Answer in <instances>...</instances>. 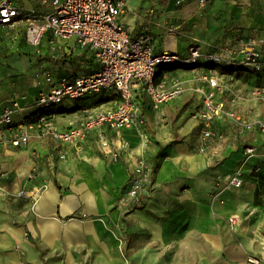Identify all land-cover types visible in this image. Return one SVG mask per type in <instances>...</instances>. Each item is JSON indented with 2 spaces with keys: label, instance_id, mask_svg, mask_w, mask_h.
Returning a JSON list of instances; mask_svg holds the SVG:
<instances>
[{
  "label": "crops",
  "instance_id": "obj_1",
  "mask_svg": "<svg viewBox=\"0 0 264 264\" xmlns=\"http://www.w3.org/2000/svg\"><path fill=\"white\" fill-rule=\"evenodd\" d=\"M115 1L125 5L120 20L131 34L130 29L138 23L142 26L138 34L156 36L154 25L146 21L149 16L156 20L170 14L178 23L189 25L188 31L192 35L189 43L182 47L171 44L164 48L155 43L158 52L186 54L189 47L197 42L235 48L241 41L255 39L264 57V0H204L203 4L201 0ZM178 3H182L180 10L175 8ZM30 6L38 8V3H30ZM124 19L134 22L133 27L130 22L124 23ZM48 41L47 36L43 44L46 48ZM59 44L66 54L78 56L84 53L75 50L73 43L64 46L65 43L60 41ZM86 56L93 61L89 53ZM77 59L80 61L83 58ZM22 66H26L25 61ZM44 66L52 65L47 62ZM97 68L98 64L94 62L92 70L87 73ZM0 69H3L0 77L7 74L9 78L8 83L0 84V99L10 93V98L0 110L12 105L15 99L19 100L20 108L30 107L38 94L50 87L42 77L19 78L13 87L7 70ZM216 69L224 73L223 66ZM173 70L171 75L190 89L191 70L183 74ZM75 74L85 73L68 70L57 72L54 78ZM240 82L232 84L234 89L244 84L248 95L251 90L247 87L249 83ZM251 82L264 86V77ZM183 96L162 107V114L165 115L164 112L172 108L169 105ZM190 96L196 97L193 94ZM223 98L230 100L228 94ZM257 103L264 105V102ZM97 104L95 100L93 105L85 108L96 107ZM253 104L249 100L239 106V110L253 121L260 122L254 118ZM83 109L53 113L57 126L62 130L79 126ZM31 112L27 109L26 113L16 114L15 121L18 123L23 115L26 117ZM231 130L236 131V128L229 126L226 141L221 145L222 162L198 154L199 127L196 118H190L176 130L162 128L155 136L157 142L147 147L140 145L141 149H131L132 145H137L136 131H123L130 148L117 161L101 153L93 134L81 154L38 135L27 148L0 149L1 261L7 264H20L21 261L27 264H43V261L46 264H83L95 257L120 261L127 256L124 252L129 250L139 258L135 240L149 228L157 235L159 230L168 234L176 230L184 233L194 228L215 247H224L234 242V234L229 231L227 222L230 223V218L235 215L240 217L237 224L247 215L241 233L243 241L248 243V231L259 228L264 216L263 207L256 200L258 188L263 182L259 177H253V171L258 167L264 175V138L259 143L262 148H256L258 153L252 157L254 161L251 158L245 160V150L243 156L235 155L236 147L229 143ZM257 131L260 133L258 128L250 133ZM33 151L37 153V158ZM143 154L154 169L153 192L143 204L129 210L118 203L129 179V155L137 158ZM236 175L244 181L242 188L228 186L229 179ZM22 191L33 196L18 197ZM228 252L233 254L234 259L241 260V253L236 247H229Z\"/></svg>",
  "mask_w": 264,
  "mask_h": 264
},
{
  "label": "built area",
  "instance_id": "obj_2",
  "mask_svg": "<svg viewBox=\"0 0 264 264\" xmlns=\"http://www.w3.org/2000/svg\"><path fill=\"white\" fill-rule=\"evenodd\" d=\"M33 2L38 3V8L30 6ZM201 3L205 1L201 0ZM124 6L115 0H0V29H8L15 40L22 33L39 57L44 55L41 47L48 36L49 44L63 41L64 46L70 43L80 46V51L88 52L98 64L92 73L57 79L43 63L39 64L36 75L44 78L50 87L41 91L30 107L20 108L19 100L15 99L12 105L0 110V149L27 148L38 135L81 154L93 134L101 153L117 161L130 148L123 131H136L144 142L143 147L150 142L149 136L141 133L145 124L144 103L152 110L160 111L189 92L200 102L195 116L199 127L198 154L222 158L221 145L226 141L230 125L241 137L258 128L264 138V122L253 121L239 110V106L249 100L264 102V87H252L246 95L244 84L234 89L226 74L216 69L226 66L261 72L264 57L255 39L241 41L235 48L197 42L186 54L158 52L150 36L134 37L126 29L120 20ZM176 66L191 70L190 89L171 75ZM104 91L112 92L115 100L109 102L111 104L84 108L77 127L62 130L53 114L47 112ZM225 94L230 100L223 98ZM27 109L32 110L31 114L23 115L17 123L15 115L26 113ZM245 152L248 157L258 153L256 148H247ZM33 155L38 156L35 151ZM128 169L129 179L118 203L132 210L152 195L154 169L144 154L137 158L129 155ZM243 185L244 181L238 175L229 181V186L234 188ZM32 196L25 191L18 195ZM239 219L235 215L230 218V223L237 225ZM250 261L259 264L258 259Z\"/></svg>",
  "mask_w": 264,
  "mask_h": 264
},
{
  "label": "rangeland",
  "instance_id": "obj_3",
  "mask_svg": "<svg viewBox=\"0 0 264 264\" xmlns=\"http://www.w3.org/2000/svg\"><path fill=\"white\" fill-rule=\"evenodd\" d=\"M175 8L180 10L182 8V3H178ZM164 13H166V11ZM146 19L147 23L153 24L154 29L157 31L155 32L157 34L156 36L155 34H145L153 39L154 45L156 43L158 46L160 45L161 48H164L169 47L171 44H176L178 47H182L183 44H187L191 41L192 35L188 31L189 25L183 22L178 23L173 15L166 14L156 20L155 18L150 19L149 16ZM136 25L137 26L134 29H130L132 30V36L134 37L142 35L140 33V35L138 34V32L142 30V26L138 23H136ZM60 46L61 44H57L56 41L49 44L47 48L42 45L41 50L45 55L39 57L36 54L35 49L26 43L22 33L20 34V37L15 40L13 34L9 32L8 29H0V68L7 70L13 87L17 85L19 78H37L36 70L39 64L42 63H51L52 66L47 67V71L53 77L57 72H67L68 70L74 71V73L79 71L87 73L92 70L94 62L87 58L86 54H88V52L82 54L79 53L80 55L78 54V56L74 53L66 54L64 48L60 49ZM74 48L75 50H78V52L81 50V47L78 45H75ZM52 56H54V59ZM77 58L83 59L79 61ZM23 61L26 62V66L21 67ZM176 67L173 68V71H176L177 73L183 74L188 70L182 66ZM223 69L227 80L233 85H235L234 83H237V81H244L249 83V86L247 87L250 88L255 86L264 87L263 85H258L256 82H251L253 80L256 81V79H262L264 77V69L259 73H255L248 69L238 70L226 66H223ZM190 75L191 73L187 74L188 77ZM254 76H257V78L255 79ZM190 94H186L187 96L184 95L181 99L169 105L172 108L164 112L165 115L162 114V111L152 110L147 106V103L143 104L145 124L141 129V133H145L150 138V142L147 146H150V143L154 144L157 142L155 136L162 128L171 127L176 130L190 118H195L200 102L197 97L190 96ZM9 98L10 93L7 94V97L0 99V109ZM115 98L116 97L112 92L104 91L90 99H83L71 103L68 102L67 104L65 103L58 107L60 110L56 108L54 112L61 113L62 110L70 111L73 108H85L93 105L95 100L98 103L97 106L101 103L111 104L109 102L114 101ZM252 102L255 103L253 104L255 106L253 113L255 115L254 118L264 122V105L257 103L255 100H252ZM136 135L137 145H132L131 149L139 147L142 143L139 134ZM262 140L263 136L258 131L254 133L246 132L245 136L241 137V135L237 133V130H231L229 135V143L236 147L235 155L239 154L243 156V154H245L244 150L246 151L247 148H262V145L259 144ZM46 142L49 143L50 141ZM208 158L212 159L211 157ZM222 158L219 157L213 159L222 162ZM249 158H251V156L248 157L246 154L243 156V159L245 160ZM253 177H259L263 182V184L260 183L261 187L258 188V196H256V200L260 201L259 205L263 207L262 211L264 213V175L261 171V167H258V169L253 171ZM226 184L227 182L224 183V186ZM246 216L247 215L243 216L242 220L237 225H232L227 222L229 231L234 234V242L229 246L215 247L208 238L205 239L203 235L198 234V232L194 231V228L192 227L191 230L185 231L184 233L176 230L164 234L162 230H159L158 235L156 232H151L152 230L149 228L148 230L142 231L135 240L137 243L136 248H138L139 258L134 256V251L129 250L126 253L124 252L125 256H127L120 261H106L101 257H95V259L89 258L83 264H252L250 259H258L259 264H264V216L259 228H252L248 231V243L243 241V235L241 233L246 225L244 224ZM251 241L253 244H251ZM231 246L236 247L237 251L241 253V260L234 259L233 254L228 252V249ZM134 257H136V260L132 261V258ZM43 262V264H46L45 261ZM0 264L7 263L1 261L0 258ZM20 264L27 263L21 261Z\"/></svg>",
  "mask_w": 264,
  "mask_h": 264
},
{
  "label": "bare ground",
  "instance_id": "obj_4",
  "mask_svg": "<svg viewBox=\"0 0 264 264\" xmlns=\"http://www.w3.org/2000/svg\"><path fill=\"white\" fill-rule=\"evenodd\" d=\"M130 21H131V20H129V19H128V20H127V19H124L123 22H124V23H127V22H130ZM130 23H131V22H130ZM133 23H134V22H132V23L130 24L132 27H133ZM1 71H3V69H0V73H2ZM0 80H1V81H0V84L3 85V84L8 83L9 78H8L7 74H2V77H0ZM2 89H3V88H2ZM143 145H144V142L142 143L141 146L143 147ZM141 146H139V149H141ZM138 151H140V150H138ZM254 156H255V155H252V156H251V160H252V161H254V159L252 158V157H254Z\"/></svg>",
  "mask_w": 264,
  "mask_h": 264
},
{
  "label": "trees",
  "instance_id": "obj_5",
  "mask_svg": "<svg viewBox=\"0 0 264 264\" xmlns=\"http://www.w3.org/2000/svg\"><path fill=\"white\" fill-rule=\"evenodd\" d=\"M57 107H53L51 109H49L47 112H49L50 114H53L55 113L54 110H56Z\"/></svg>",
  "mask_w": 264,
  "mask_h": 264
}]
</instances>
